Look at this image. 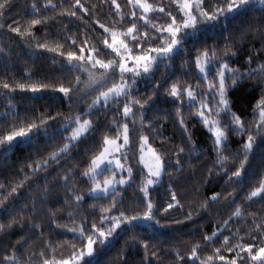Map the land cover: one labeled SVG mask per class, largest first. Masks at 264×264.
<instances>
[{
    "label": "snow or ice",
    "instance_id": "obj_1",
    "mask_svg": "<svg viewBox=\"0 0 264 264\" xmlns=\"http://www.w3.org/2000/svg\"><path fill=\"white\" fill-rule=\"evenodd\" d=\"M28 2L31 18L21 24L16 0H0V39L35 41L42 51L34 55L50 67L0 78L7 100L0 149L40 145L0 178V264H93L120 237L111 264H264V7L256 0ZM210 32L219 33L211 42ZM162 65L169 71L157 79ZM249 80L259 87L250 117L232 99ZM25 93L43 100V111L31 103L21 116L15 96ZM197 124L203 144L194 139ZM213 211L212 230L193 231L186 243L195 217ZM128 248L139 260L126 258Z\"/></svg>",
    "mask_w": 264,
    "mask_h": 264
},
{
    "label": "trees",
    "instance_id": "obj_2",
    "mask_svg": "<svg viewBox=\"0 0 264 264\" xmlns=\"http://www.w3.org/2000/svg\"><path fill=\"white\" fill-rule=\"evenodd\" d=\"M58 2V0H57ZM82 2H85L87 5H97L101 3V0H82ZM119 3L123 4L124 0H118ZM150 2L157 3V4H168L169 0H150ZM257 5V4H256ZM259 8V6H257ZM29 8V2L28 0H16V3L13 7V15L14 18L20 20L21 24L26 23L27 19H30L31 17L24 15ZM50 17H52L54 14L49 13ZM98 15L100 17H104L106 15V6L104 9L98 10ZM54 20L50 19L48 21V24H53ZM40 25H37L36 28H40ZM14 35V34H12ZM219 35L218 32H210L207 34L206 38L211 42L212 39L216 38ZM204 36H198L197 39H204ZM192 42L189 41V44ZM35 41H32L31 45H24L19 44L13 45L10 40L7 38L0 39V78H3L5 75H15L17 79L26 73L27 71H31L35 76H39V72L42 69H48L50 67V63L45 59L41 60L38 59L34 53L40 52L42 50L35 49L34 47ZM50 55V54H46ZM180 63V60H176V66L178 67ZM169 69L165 68L163 65L161 66L160 71L157 73V79L160 78L161 73H167ZM194 83V81H193ZM255 80H249L245 81L244 84L240 87L238 91H235L232 93V99L235 101V106L237 111H244L249 114V117L251 115L252 111V104L255 102V100L259 96V87L255 86ZM150 85H141V91L146 92ZM27 93L25 94H17L15 96V102H16V108L20 112L21 116L24 114L25 109H28L30 107L31 103H35L37 107V111L41 112L43 111L42 105L44 104L43 100H37L35 102H30L27 100ZM7 103L6 98L3 97L2 92H0V113L5 111V105ZM160 107H164V105H160ZM63 111L67 113L69 111L68 106L65 104L63 106ZM151 115V113H149ZM87 118V117H86ZM113 118L112 114H109L107 119L110 121ZM106 117L101 114L99 116V123H103L105 121ZM190 126L195 123V121H190ZM103 131V129H102ZM194 131V139L197 141L198 144H203L206 141V136L204 135V129L200 125H196V127L193 129ZM176 132V129L173 127L172 124L166 125V134L172 135ZM43 141L41 140V144ZM154 145L159 144L160 141L158 139L153 141ZM40 145H37L35 143L27 144V143H21L13 147L8 152H4L2 149H0V178H3L4 175H7L12 172H16L18 169L22 167L24 164L25 157H34L36 151L39 150ZM194 156L199 155V153H193ZM207 159V157H201V160ZM194 164H197V167H199V164L196 160H193ZM259 153H257V158L255 161V166L257 169L259 168ZM191 171V170H188ZM187 174V173H186ZM197 179H200V175L197 176ZM213 187H216V190H219L218 184H213ZM33 191H36V189H33ZM201 191H210V189L205 190L201 189ZM62 195L59 189L57 191L53 192L51 195V199L55 200L57 196ZM159 196L161 198L164 197V192L161 191L159 193ZM192 200H198L197 197L194 195H190L189 197ZM59 207V205H57ZM66 215V213H58ZM6 219V217H5ZM219 218L216 217L215 212L213 211L211 215L208 213L203 214L202 216H196L195 217V227H190L188 231V235H186L185 242L191 243L192 240L189 238L191 232H196L197 235L199 231L203 230L205 232H210L212 230V225L217 222ZM189 225H192L193 222H187ZM175 227V226H172ZM143 228L147 229V232L149 234H152L153 226L150 224L145 223L143 225ZM14 231H18V228H15ZM164 231L169 232L170 235H175V233H172L170 229H164ZM243 235V233H241ZM12 241L16 240V235L13 234L11 236ZM239 237L236 238L238 241ZM247 239V238H245ZM124 245V238L120 237L116 241H113L108 247L102 249L98 255L95 256V259L93 261V264H111V261L115 259H119L117 257V251L122 248ZM227 254V253H226ZM126 258L129 261L132 260H139V254L135 249L128 248L126 249Z\"/></svg>",
    "mask_w": 264,
    "mask_h": 264
},
{
    "label": "rangeland",
    "instance_id": "obj_3",
    "mask_svg": "<svg viewBox=\"0 0 264 264\" xmlns=\"http://www.w3.org/2000/svg\"><path fill=\"white\" fill-rule=\"evenodd\" d=\"M256 4H257V6H259V7H264V5H260L259 0H256Z\"/></svg>",
    "mask_w": 264,
    "mask_h": 264
}]
</instances>
